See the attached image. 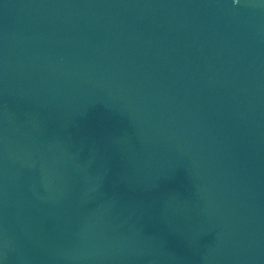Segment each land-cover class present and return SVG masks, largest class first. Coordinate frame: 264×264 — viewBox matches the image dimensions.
I'll return each instance as SVG.
<instances>
[{
  "label": "water",
  "instance_id": "water-1",
  "mask_svg": "<svg viewBox=\"0 0 264 264\" xmlns=\"http://www.w3.org/2000/svg\"><path fill=\"white\" fill-rule=\"evenodd\" d=\"M0 264H264V0H0Z\"/></svg>",
  "mask_w": 264,
  "mask_h": 264
}]
</instances>
